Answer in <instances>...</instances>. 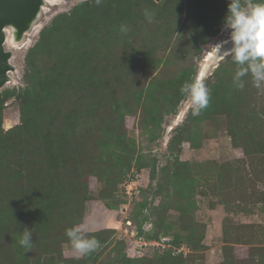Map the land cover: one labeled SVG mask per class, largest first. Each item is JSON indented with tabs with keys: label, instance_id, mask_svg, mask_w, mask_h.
<instances>
[{
	"label": "rangeland",
	"instance_id": "374dc122",
	"mask_svg": "<svg viewBox=\"0 0 264 264\" xmlns=\"http://www.w3.org/2000/svg\"><path fill=\"white\" fill-rule=\"evenodd\" d=\"M93 1L45 0L38 19L18 43H14L12 29L7 28L6 50L12 53L10 63L14 69L0 94L25 87L26 57L37 47L42 31L58 16ZM134 1L133 6H129L127 0L123 4L124 9L128 7L133 11L120 27L126 28V32L119 31L120 28L113 31L109 20L104 22L100 15L96 16L100 20L90 35L100 42L95 62L99 67L96 86L100 90L95 96L99 97L94 100L95 96L90 93L71 88L68 98L56 104L64 116L74 118V123L78 124L76 130L91 134L90 128L104 121L103 125L107 123L111 127L107 131H115L133 142L136 154L131 174L117 181L112 190H107L99 173H112L109 162L118 165L120 144L113 140V144L104 142L97 151L96 143L82 146L80 154H74L71 161L54 171L57 184L51 195L57 208L55 213L70 221L51 224L41 246L33 250L21 247L13 235L0 234V264L15 261L29 264L80 261L82 264L84 255L72 248L66 235V230L75 226H82V234L99 241L98 248L89 253L96 254L95 264H116L123 257L128 264H138L153 258L162 251L159 246L165 245L145 242L138 237L137 227L145 217L157 224L166 240L180 241L176 253H181L187 264H225L227 246L233 247L237 261L228 264H245L252 248H264V82L257 87L249 72L242 78L244 88H239L234 76L240 66L232 60L224 80L226 91L222 94L226 103L236 102L240 121L243 123L244 118L247 130L257 131L255 140L249 143L255 152L250 158L256 157L254 169L239 171V161L248 160V156L228 133V118L215 109L211 111L208 107L210 112L202 109L199 115L193 116L184 99L174 114L163 116L162 110L156 113L154 118L159 121L156 124L153 113L148 112L153 103L150 97L154 102L157 98H171L172 86L182 75L189 76L195 70L196 79L208 54L215 52L213 47L230 40V32L224 28L229 0H222L220 13H216L213 0H160L155 5L146 0ZM145 11L153 13L151 22L145 17ZM212 25L216 33L207 36ZM108 33L111 35L109 45L113 46L107 51L104 39ZM53 34L48 37V48L53 43ZM45 47L42 52H46ZM227 58L220 59L202 82ZM110 59L129 63L121 65L125 76L119 79V84L113 78L119 69L109 68L107 60ZM108 95L117 99L108 101ZM82 96L89 99L87 103ZM112 104L114 109L110 108ZM86 109L91 114H83ZM21 122L18 101L11 98L3 107V136L14 138L10 132L20 128ZM183 125H188V129L177 130ZM174 136L178 137L171 149ZM81 137L79 134L76 139ZM76 139L68 137L65 150H69ZM66 141L62 139V144ZM258 143L263 149L261 153L257 152ZM38 162H32L31 173ZM138 167H142L139 172ZM184 180L193 187L186 186ZM149 229L151 225H145V230ZM104 231L105 236L114 232L105 242L94 235ZM254 261L263 264L264 252Z\"/></svg>",
	"mask_w": 264,
	"mask_h": 264
},
{
	"label": "trees",
	"instance_id": "16d2710c",
	"mask_svg": "<svg viewBox=\"0 0 264 264\" xmlns=\"http://www.w3.org/2000/svg\"><path fill=\"white\" fill-rule=\"evenodd\" d=\"M127 1L129 6H133L135 3L134 0ZM146 1L153 5L156 2L155 0ZM213 1H215L214 4L217 8L216 13H220L218 9L222 4V0ZM125 3V0H100V3L97 4L94 0L78 5L67 15L58 16L49 27L42 31L37 47L31 49L26 57L25 87L19 90H6L0 94V234L13 235L14 239L19 240L21 243L23 232L25 229L29 230L32 232V243L30 246L21 244L23 248L28 247V249L33 250L41 246L43 236L48 232L51 224L68 223L70 221L65 220L64 215L55 213L57 208L55 209L53 196L51 195L52 192L55 193L57 184V174H54V171H57L64 162L71 161L74 154H80L83 151L82 146L96 143L97 149H95L97 151L104 142L113 144L111 143L113 140L120 144L121 154L118 165L109 162L112 163L108 165L112 173L107 172L106 175L104 172L99 173L101 179L107 184V190H112L117 185V181H122L131 174L136 154L132 147L133 142H129L125 136L118 135L115 131H107L111 127L107 123L106 126L103 125L104 121H101L98 127L90 128L91 134L84 133L80 129L76 130L78 124L74 123V118L64 116L61 112L62 109L59 105H56L58 100L61 103V101L68 98L67 93L71 88L90 93L93 96L100 91L99 86H96L98 85L97 73H99V67L97 68L95 64L100 42H98V38H91L90 34L91 31L94 33L100 19L104 22L109 20V27H112L113 31H117L133 13L128 7L127 9L123 8ZM97 15H100V19H96ZM213 26L209 28L207 36L216 33H214ZM51 32L54 33L53 43L48 48V37ZM109 36H111L110 33L105 36L104 42L106 44L103 43L106 45L107 51L113 46L112 44L109 45L111 40ZM43 47H45L46 52H42ZM107 61L111 65L109 68L119 69L118 74L113 76L114 81L119 84V79L125 76V74L122 75L124 69L121 65H128L129 63L123 64L118 61H111V59ZM230 61L232 59L229 56L215 69L210 78L204 80L203 83L209 89L210 98L208 106L203 110L210 112L207 108L211 107V111L215 109L228 118V133L235 143L245 149L248 156V160L239 161V171L250 170L255 167L256 157L250 158L255 152L250 149L251 144L249 143L255 140L256 136L254 134L257 131L247 130L244 125V118L242 119L243 123L240 121V115L236 110L238 107L236 102L226 103V99L222 95L223 91H226L224 80L227 79L226 75L231 65ZM196 74L197 72L194 70L189 76L182 75L172 86L171 98L167 96L157 98L155 102L151 97L149 98L153 103L148 112L149 114L153 113L155 124L159 121L154 116L159 111L164 112L163 116L174 114L177 111L178 105L185 99L180 91L182 85L194 80ZM97 97L99 96H95L94 100ZM11 98L18 101L22 114V124L20 128L10 132L14 134V138H5L1 132L2 112L5 103ZM107 98L111 102L117 99L110 95ZM232 99L235 100V96H232ZM83 100L87 103L89 99L83 97ZM114 107L112 104L110 108L114 109ZM83 114L88 115L91 112L86 109ZM73 115L77 116L78 114L73 113ZM179 127H177V130L188 129V125L187 127L184 125ZM79 134L82 137L77 140ZM68 137H72L76 141L70 146L69 150H65V146L69 143ZM177 137L174 136L171 139V149L174 148ZM61 138H65L67 141L62 144ZM257 146V152L261 153L263 149L259 147L260 143ZM37 161H39L37 167L31 173L32 171H29L30 166L32 162L34 164ZM141 170L142 167H138L137 171ZM43 176L44 179L41 180ZM25 183L27 184L26 188H24ZM190 183L186 181L185 185L192 188L193 186ZM189 191L194 192V190ZM51 214H54V216ZM31 217L34 220H31ZM149 224L151 229L145 230V225ZM136 231L138 237L145 242L166 245V247L159 246L162 251L157 252L153 258L141 260L138 264H187L181 253H176L180 247V241L166 242L165 233L148 217L142 219ZM108 233L107 236H105L106 231L94 235L105 242L109 235L114 234L113 231ZM225 251L226 260L224 263H235L233 247L227 246ZM261 252H264V248H252L250 259L244 263L255 264L254 258ZM23 253L26 252L23 251ZM84 258L82 264H95L97 261V256L93 253L84 255ZM1 263L5 264V262ZM25 263L27 262L15 261L14 264ZM79 263L80 261L71 264ZM116 264H128V261L123 257L119 262L116 261Z\"/></svg>",
	"mask_w": 264,
	"mask_h": 264
},
{
	"label": "clouds",
	"instance_id": "9594fccd",
	"mask_svg": "<svg viewBox=\"0 0 264 264\" xmlns=\"http://www.w3.org/2000/svg\"><path fill=\"white\" fill-rule=\"evenodd\" d=\"M96 2L99 4L100 0ZM144 15L149 22L152 21L153 13L145 11ZM224 28L230 32L232 47L223 54L221 49L229 41H223L213 47L218 54V59L223 60L230 56L233 62L240 66L234 76V83L239 88H244L242 78L249 72L252 74L255 85L260 87L264 82V0H258V2L247 0V3H242V0H229ZM121 30L127 31L123 27ZM180 91L185 97L186 105L191 107L193 116L199 115L200 111L208 106L210 92L199 77L184 83ZM81 228L82 226L70 228L66 230V235L72 248L86 255L98 248L99 241L94 237H86L82 234ZM31 243L32 232L25 229L21 244L30 246Z\"/></svg>",
	"mask_w": 264,
	"mask_h": 264
},
{
	"label": "water",
	"instance_id": "95a60500",
	"mask_svg": "<svg viewBox=\"0 0 264 264\" xmlns=\"http://www.w3.org/2000/svg\"><path fill=\"white\" fill-rule=\"evenodd\" d=\"M44 4V0H0V89L9 82V73L14 69L10 63L12 53L6 50L7 28H13L16 40L22 41L41 14ZM206 75L200 72L198 77L203 80Z\"/></svg>",
	"mask_w": 264,
	"mask_h": 264
},
{
	"label": "bare ground",
	"instance_id": "6f19581e",
	"mask_svg": "<svg viewBox=\"0 0 264 264\" xmlns=\"http://www.w3.org/2000/svg\"><path fill=\"white\" fill-rule=\"evenodd\" d=\"M12 37H13L14 43H18V41L16 40V31L13 28H12ZM226 41H229V42L224 44V47L221 49V54H223L224 51H227L232 47L230 40H226ZM219 60L220 59H218V54L216 51L213 53L210 52L208 56L206 57V59L204 60L203 64L201 65L199 73L200 72H202L203 74L209 73V71L219 62Z\"/></svg>",
	"mask_w": 264,
	"mask_h": 264
},
{
	"label": "built area",
	"instance_id": "2783aa9c",
	"mask_svg": "<svg viewBox=\"0 0 264 264\" xmlns=\"http://www.w3.org/2000/svg\"><path fill=\"white\" fill-rule=\"evenodd\" d=\"M166 242H169L168 240H166ZM159 244V243H158ZM163 247H166V245H163Z\"/></svg>",
	"mask_w": 264,
	"mask_h": 264
}]
</instances>
